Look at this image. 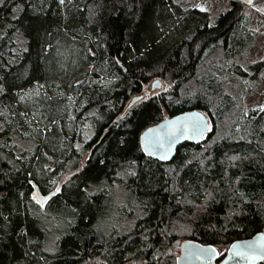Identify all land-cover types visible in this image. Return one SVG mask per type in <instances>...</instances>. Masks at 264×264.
Returning <instances> with one entry per match:
<instances>
[{
    "label": "trees",
    "instance_id": "16d2710c",
    "mask_svg": "<svg viewBox=\"0 0 264 264\" xmlns=\"http://www.w3.org/2000/svg\"><path fill=\"white\" fill-rule=\"evenodd\" d=\"M250 21L243 0L214 20L174 0H4L0 264H176L184 240L223 257L263 232L264 112L244 111L264 71L246 61ZM154 79L166 87L129 106ZM194 109L212 120L202 141L170 162L143 152L144 129ZM31 179L60 191L42 207ZM116 214L135 227L118 235Z\"/></svg>",
    "mask_w": 264,
    "mask_h": 264
},
{
    "label": "water",
    "instance_id": "95a60500",
    "mask_svg": "<svg viewBox=\"0 0 264 264\" xmlns=\"http://www.w3.org/2000/svg\"><path fill=\"white\" fill-rule=\"evenodd\" d=\"M245 3H248L247 0H243ZM159 85V86H157ZM162 86V82L160 80H156L153 82V89H159ZM144 95L135 96L129 106L134 105L139 100L143 99ZM172 121H178L176 127H182L184 125H190L193 122H199L203 127V131L201 135H197L195 132L186 131L183 134H175L174 136L168 135L170 128L166 127L170 125ZM149 130H152L151 135H149ZM211 130V121L209 116L200 109L188 110L176 114L174 116H167L160 122L151 125L143 130L140 135V143L143 149V152L150 158L161 161V162H170L173 161L175 156L177 155L178 149L181 145L186 142L197 143L202 141L208 132ZM170 141V143H169ZM158 142H163V148H151L152 154H148V150L143 148L145 143L150 145H155ZM166 155L167 158L161 159L162 156ZM29 183L33 187L32 196H36L38 199L42 201L43 206L52 198L56 191L50 194H43L40 190L38 184L34 180H30ZM36 201V200H35ZM41 205V204H40ZM253 243L255 245L262 246L264 245V231L259 232L248 239L237 240L231 244L227 255L220 261L217 262L214 258H206L200 257L197 258V254L200 249H207L209 247L216 249L217 252L219 250L211 244H203L194 240H184L180 245V254L177 257L176 264H264V259H256L255 261H247L243 260L240 257L234 256L231 252V247L233 244H247ZM220 253V252H219Z\"/></svg>",
    "mask_w": 264,
    "mask_h": 264
},
{
    "label": "rangeland",
    "instance_id": "374dc122",
    "mask_svg": "<svg viewBox=\"0 0 264 264\" xmlns=\"http://www.w3.org/2000/svg\"><path fill=\"white\" fill-rule=\"evenodd\" d=\"M176 3L180 4L183 8H203L205 11L210 15L211 19L214 20L216 16L223 10L230 7L231 0H174ZM247 13L251 16L250 21V28L256 32V40L254 41L253 46L249 50L246 61L250 63H255L259 61H264V0H252V3H247ZM160 80L162 82V86L159 89H153L152 84L154 81ZM248 84V83H247ZM166 85L161 79H154L149 82V84L144 88L142 95L146 94L147 96L156 94L160 91V89L165 88ZM264 107V71L261 73L258 81H252L250 83L249 89H248V96L245 101L244 111L248 113L251 110H258ZM205 112V111H204ZM206 113V112H205ZM208 116L209 114L206 113ZM169 115H166L167 117ZM210 118V116H209ZM211 121V129L213 127L212 120ZM17 141V140H16ZM30 143H25L23 146L26 149H29ZM124 190L122 188L119 189L117 194V200L119 203L125 202L124 197ZM44 207V206H42ZM56 216V215H55ZM116 220L119 226V229H117V234H124L127 231L132 230L136 225V218H129L128 216H120L119 214H116ZM54 219H57L58 225L63 223L65 220L58 216V218L53 217ZM116 220L114 219L113 222L116 223ZM51 222L50 224H52ZM61 226V225H60ZM109 226H114L112 223H109ZM51 227V226H50ZM50 233L48 235V239L46 241V249L51 252L55 253V251L58 248L57 245V239L58 234L54 231V229L50 228ZM109 228V227H108ZM183 239H180L179 242L181 243ZM228 251V250H227ZM227 253V252H226ZM180 254V249L178 251V255ZM176 263V259H175ZM79 264H108L104 259L102 258H88L85 261L79 263ZM123 264H148L145 259H133Z\"/></svg>",
    "mask_w": 264,
    "mask_h": 264
},
{
    "label": "snow or ice",
    "instance_id": "6c2138e0",
    "mask_svg": "<svg viewBox=\"0 0 264 264\" xmlns=\"http://www.w3.org/2000/svg\"><path fill=\"white\" fill-rule=\"evenodd\" d=\"M4 0H0V4H2ZM249 4L252 3V0H247ZM65 3V0H59V4L63 5ZM201 11H205V9L201 8ZM159 86V85H157ZM2 91V89H0ZM260 111L264 112V107L260 109ZM178 121H172L170 125H167L166 127L170 128V131L168 135L174 136L175 134H183L186 131H192L195 132L197 135H201L203 131L204 125H202L199 122H193L190 125H184L182 127H176ZM152 130H149V135H151ZM170 143V141H169ZM163 148L164 144L163 142H158L155 145H150L148 143H145L143 145V148L145 150H148V154L151 155V148ZM167 158L166 155L162 156L161 159ZM134 175V173H133ZM60 189L57 188L56 192H59ZM33 199L36 200L38 204H41L43 206L42 201L38 199L36 196H33ZM231 252L233 253L234 256L240 257L243 260L247 261H255L256 259H264V245L262 246H257L253 243H247V244H233L231 247ZM222 253H219L216 251L214 248H207V249H200L199 253L197 254V258L200 257H206V258H214L221 256Z\"/></svg>",
    "mask_w": 264,
    "mask_h": 264
},
{
    "label": "flooded vegetation",
    "instance_id": "af4514ba",
    "mask_svg": "<svg viewBox=\"0 0 264 264\" xmlns=\"http://www.w3.org/2000/svg\"><path fill=\"white\" fill-rule=\"evenodd\" d=\"M228 251H229V249H228ZM228 251H227V253H228ZM227 253L223 256V257H221V256H219L217 259H216V261L217 262H220L226 255H227ZM179 256V255H178ZM177 256V257H178ZM176 263H177V259H176Z\"/></svg>",
    "mask_w": 264,
    "mask_h": 264
}]
</instances>
